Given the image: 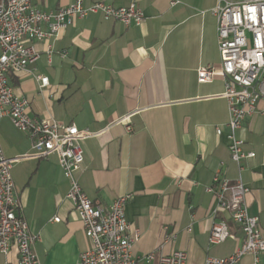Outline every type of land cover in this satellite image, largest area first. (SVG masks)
Wrapping results in <instances>:
<instances>
[{
	"label": "crops",
	"instance_id": "1",
	"mask_svg": "<svg viewBox=\"0 0 264 264\" xmlns=\"http://www.w3.org/2000/svg\"><path fill=\"white\" fill-rule=\"evenodd\" d=\"M73 1L31 4L51 11ZM95 1L116 7L135 2L143 20L125 26L91 13L53 37L26 41L39 57L28 70L10 76L14 92L28 100L30 115L93 133L80 141L79 185L94 205L130 195L124 212L131 233H138L134 256L154 252L150 264H156L160 254L184 250L187 264H203L206 256L230 255L243 232L228 223L230 236L209 243L219 217L210 214L214 197L205 187L218 171L230 181L240 179L248 187V213L264 228V99L236 131L243 150L255 153L241 161L240 170L228 150L224 83L219 76L197 80L200 67H220L212 12L219 0L83 3ZM38 75L48 78L45 89H39ZM0 146L7 158H19L11 176L28 230L38 237L33 249L40 264H76L89 241L65 197L68 181L57 156H30V137L7 117L0 119ZM0 264H18L16 249L0 253ZM238 264H253V258L246 254ZM258 264H264V251Z\"/></svg>",
	"mask_w": 264,
	"mask_h": 264
},
{
	"label": "built area",
	"instance_id": "2",
	"mask_svg": "<svg viewBox=\"0 0 264 264\" xmlns=\"http://www.w3.org/2000/svg\"><path fill=\"white\" fill-rule=\"evenodd\" d=\"M212 12L216 18L220 67L218 70L211 65L200 67L197 80L211 82L216 76L222 79L223 96L228 103L224 126L229 155L242 170L241 161L253 158L255 153L243 150V141L236 137V131L256 111V102L264 99V0H219ZM91 13H100L105 20H116L125 26H138L143 20L142 9L135 2L116 7L103 1L84 5L83 0H74L69 5L44 11L33 7L31 0H0V119L9 118L15 128L28 134L32 141L30 156L46 157L52 153L57 156L68 181L65 197L89 241L76 264H150L155 259L154 252L141 256L132 253L138 233H131L125 217L130 195H120L104 206L94 205L79 185L78 173L83 162L80 141L93 133L79 130L73 124L61 125L52 118L30 115L28 100L17 95L10 82L11 75L28 70L39 57L34 46L26 41L53 37ZM36 79L40 90L49 85L46 76L38 75ZM125 130L130 132L131 125H125ZM222 133L223 127H216V134ZM18 160L7 158L0 146V253L7 255L15 248L18 264H40L33 249L38 237L28 230L11 176V168ZM205 191L214 197L211 216L219 217L212 223L209 243H221L230 236L228 223L237 225L244 238L230 255L206 256L203 264H238L246 254L252 256L253 264H258L264 251V228L259 226L257 216L248 213V187L240 179L230 181L222 177L218 171ZM52 220L58 222L60 218L54 216ZM187 260L184 250H173L160 254L156 264H187Z\"/></svg>",
	"mask_w": 264,
	"mask_h": 264
}]
</instances>
